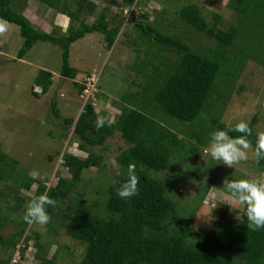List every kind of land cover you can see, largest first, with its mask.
Masks as SVG:
<instances>
[{"label": "trees", "instance_id": "obj_1", "mask_svg": "<svg viewBox=\"0 0 264 264\" xmlns=\"http://www.w3.org/2000/svg\"><path fill=\"white\" fill-rule=\"evenodd\" d=\"M38 1L66 15L71 24L66 35L55 37L34 28L22 13L14 11L13 0H0V20L18 26L23 40L16 59L22 60L36 42L57 45L62 60L60 76L70 79L80 95L84 83L79 84L76 80L78 70L69 64V46L86 35L99 33L103 35L104 45L109 50L124 22L119 14L109 17V9L104 8L93 23L79 21L78 25H73L79 19L81 9L94 8L92 2L76 0L77 9L74 10L68 5L69 0L63 8L57 7L60 0ZM138 3L139 0H119L114 6L123 12L137 7ZM226 5L240 19L238 26H229L226 30L219 27L222 22L220 15L214 14L213 21L209 22L198 5H184L177 13L186 27L214 41L216 46L213 52L195 51L184 40L147 23L146 12L141 15L145 21L130 18L137 33L144 39H150L159 54L172 52L177 59L166 63L165 60L162 64L156 53L152 61L156 60L160 65L153 66L141 90L126 93L118 116L110 124L104 120V126L99 130L95 126L99 117L91 103H85L76 120L62 119L65 126L73 127L74 139L87 155L81 158L70 153L63 154L62 167L67 175L56 174L57 180L46 194L58 203L49 207L50 216L59 220L58 226L66 236L85 246L79 264H264V229L251 231L247 228L244 208L239 220L221 224L228 228L223 237L213 231L190 239L193 214L179 216L176 202L166 196L168 190L165 182L152 175V172L167 170L174 155L189 154L184 137L195 138L201 145L204 143L200 136L188 134L187 130H182L180 137L178 131L155 119V110L164 115L163 119L190 124L203 111L224 108L226 101L222 102L219 98H223L238 79L246 60L251 56L256 59L253 54L244 55L239 46L247 49L264 42V0H228ZM147 51L151 52L150 48ZM150 55L145 53V60H149ZM257 62L264 67L263 60ZM33 83L31 95L39 98L48 93L52 86V74L39 70ZM34 86L40 88V93L34 91ZM52 110L54 117L61 118L54 100ZM256 122L255 115L249 124L252 135L248 137L254 149L258 137L253 128ZM213 125L219 130L234 126H224L217 121H213ZM116 132L126 148L115 157L118 168L112 182L103 189V193H100L101 186L96 188L102 213L92 212L85 193L77 189L85 171L92 168L102 171L106 168L104 157L93 150L104 147ZM230 135L239 137L243 134L232 132ZM190 155L197 158L199 151L191 150ZM130 164L135 166L139 177V192L123 200L118 197L117 190L127 178L126 171ZM17 166V161L6 156L0 145V181L11 176ZM254 167L264 177V159H257ZM33 182L29 179L25 187L30 188ZM38 186L40 190L44 189L43 183ZM206 191L207 188L204 195ZM24 224L28 223L24 221ZM18 233H23V227ZM35 238L37 240V234ZM35 256L37 264H58L54 255L48 257L42 253Z\"/></svg>", "mask_w": 264, "mask_h": 264}, {"label": "rangeland", "instance_id": "obj_2", "mask_svg": "<svg viewBox=\"0 0 264 264\" xmlns=\"http://www.w3.org/2000/svg\"><path fill=\"white\" fill-rule=\"evenodd\" d=\"M13 1L12 8L18 12L19 1ZM118 1L99 0V4H107L108 16L119 14L124 22L125 31L110 51H107L104 45L101 46L102 39L100 46L98 45L101 34L92 33L70 45L69 58V64L77 68L79 74H83L82 68L88 74L77 78L79 84H83L90 73L95 75L96 94L90 102L98 117L109 124L120 113L126 93L141 90L153 66L159 63L152 61V57H156L158 53L155 46L151 45L152 41L137 33L130 18L145 21L141 15L146 12L147 23L157 25L165 33L184 40L191 49L205 52L215 51L216 45L214 41L189 29L179 20L177 13L182 6L198 5L202 15L209 22L213 21L214 14L220 15L222 22L219 27L224 30L240 24L237 14L227 8L228 0H139L137 7L130 9L129 17H125L123 12L114 6ZM68 3L70 4L69 1ZM70 8L73 9V5ZM0 22L5 23L6 29L8 27L11 31L10 35L7 34L8 30L0 32V145L5 155L18 163L15 172L0 181V264H37L35 255L42 253H46L48 257L54 255L58 264H79L85 246L66 236L64 230L58 226L57 218L51 217L49 223L41 227L24 224L23 214L30 199L46 193L47 189L55 184L56 174L67 175L62 167L63 154L86 157L87 153L80 149L74 139L73 127L65 126L62 120H76L85 102L81 100L73 82L60 77L62 60L61 50L57 45L48 42L34 43L22 63L16 59L23 42L19 27L2 20ZM149 48L151 52L147 51ZM239 49L243 50L246 56L255 55L256 59L251 56L246 60L238 79L223 98H219L222 102L226 101L224 108L203 111L194 123L190 124L163 119L164 115L157 110L153 111L157 121L178 131L180 137V132L187 130L188 134L198 135L204 142L201 145L195 138L184 137L189 154L174 155L167 170L152 172L153 176L165 182L168 190L166 196L176 202L178 215L188 217L193 214L188 236L190 239H194L198 234L213 231L223 237L228 228L221 224L241 218L244 207L231 201L229 194L223 189L225 177L264 179L255 170L257 158L252 146L247 150L249 158L235 164L233 168L212 160L204 153L210 134L219 130L213 125V121L224 126L235 125L241 121L250 124L256 115L254 132L257 135L264 133V67L257 62L264 61V42H258L247 49H241L239 46ZM86 52L89 54L86 59L88 62L78 59V54L82 56L81 54ZM145 53L151 54L149 60H145ZM159 57L162 64L165 60L166 63L177 59L175 53L166 51L160 53ZM39 69L48 70L53 74V84L48 93L35 98L31 95V87ZM34 91L40 93V88L34 86ZM53 100L61 118L53 115ZM125 148L126 144L116 132L106 141L104 147L93 150L95 154L104 157L106 168L102 171L95 168L85 171L82 183L77 189L78 192L85 193L92 212L102 213L96 188L101 186L100 193H103V189L112 182L118 168L115 157ZM193 148L199 151L197 158L190 155ZM29 179L34 182L27 189L25 185ZM39 183H43V190H40ZM205 188L207 191L204 195ZM226 201L231 203V207ZM218 223L219 226H216ZM22 227L23 233L19 234Z\"/></svg>", "mask_w": 264, "mask_h": 264}, {"label": "clouds", "instance_id": "obj_3", "mask_svg": "<svg viewBox=\"0 0 264 264\" xmlns=\"http://www.w3.org/2000/svg\"><path fill=\"white\" fill-rule=\"evenodd\" d=\"M6 30V24L0 22V32ZM96 128L99 130L104 126V120L98 118ZM238 132L243 135L232 137L230 133ZM252 129L247 122L241 121L232 127L216 130L210 134V140L204 148V153L214 161H220L229 168L241 161H246ZM255 156L264 159V133L256 139ZM126 179L120 184L117 195L123 200L136 196L139 192V177L134 165H129L126 171ZM223 189L229 194L231 201L238 202L244 207L247 218V228L251 231L264 229V179H232L225 177ZM227 202V201H226ZM231 207V203L227 202ZM56 201L46 193L30 199L25 205L23 220L28 224L46 226L51 216L49 207H54Z\"/></svg>", "mask_w": 264, "mask_h": 264}, {"label": "crops", "instance_id": "obj_4", "mask_svg": "<svg viewBox=\"0 0 264 264\" xmlns=\"http://www.w3.org/2000/svg\"><path fill=\"white\" fill-rule=\"evenodd\" d=\"M18 1L19 2L17 3V7H19V12L22 13L29 20V22L33 25L34 28L39 29V30H41L47 34H52L55 37L66 35L68 27L71 24L69 18L66 15L62 14L60 11H55L54 9L48 7L47 5L43 4L42 2H40L38 0H18ZM66 1L67 0H60L57 7L63 8L64 3H66ZM75 1L76 0H69L70 4L68 3V5H70V7H71V5L74 6L73 9H77V7L75 6ZM88 1H90L94 4V8L85 7V8H83V10L81 9L82 12L80 11V14H79L80 17L73 25H78L79 21L80 22L84 21V23H86V24H91L100 15L101 11L104 8H107V4H106V6H104L102 2L99 4V0H88ZM6 30H8L7 34L10 35L11 31L8 29V27ZM124 31H123V27H122L121 32H120L118 38L116 39L115 43L118 41L120 35H122V33ZM89 35H91V34H89ZM86 36H88V35H86ZM101 39H102L101 46H103L105 43L103 35H101L100 38H98V45L100 46V40ZM115 43H113V45ZM113 45H112V47H113ZM69 50H70V46H69ZM107 51H110V50H107ZM70 53H71V50H70ZM81 55L82 56H80V54L77 55L78 59H80V60L82 59V60L87 61L86 59L89 57L88 52H86L85 54H81ZM7 57L14 58V56H7ZM25 60L26 59L23 58L20 61L22 63H24ZM88 69H90V67H88ZM39 70H43V69H39ZM46 71H48V70H46ZM82 72H83V74H79V70H78L77 78H79L80 76L82 77L83 75H85L87 73L84 71L83 68H82ZM77 78H76V80H77ZM52 79H53V74H52Z\"/></svg>", "mask_w": 264, "mask_h": 264}, {"label": "built area", "instance_id": "obj_5", "mask_svg": "<svg viewBox=\"0 0 264 264\" xmlns=\"http://www.w3.org/2000/svg\"><path fill=\"white\" fill-rule=\"evenodd\" d=\"M134 8V7H133ZM131 8V9H133ZM124 15L126 17H129L131 14L130 9H125L123 11ZM96 78L93 73H90L89 76H87L84 79V88L82 90V93L80 94V98L85 103H91V98H94L96 94ZM92 104V103H91Z\"/></svg>", "mask_w": 264, "mask_h": 264}]
</instances>
